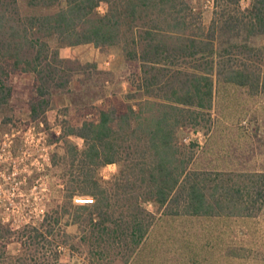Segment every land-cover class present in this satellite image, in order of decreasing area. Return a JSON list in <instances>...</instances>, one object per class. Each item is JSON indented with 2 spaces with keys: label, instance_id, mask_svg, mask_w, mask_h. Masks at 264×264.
Returning a JSON list of instances; mask_svg holds the SVG:
<instances>
[{
  "label": "trees",
  "instance_id": "16d2710c",
  "mask_svg": "<svg viewBox=\"0 0 264 264\" xmlns=\"http://www.w3.org/2000/svg\"><path fill=\"white\" fill-rule=\"evenodd\" d=\"M243 1L213 0L206 24L197 0H0V112L18 75L34 78L33 118L78 75L109 81L96 64L62 58V48L117 49L131 67L128 95L94 96L100 104L64 122L52 157L62 198L36 224L0 223V264H67L65 250L86 264H130L160 214L263 211L264 172L199 170L198 145L182 137L211 131L216 84L264 94V0ZM108 165L117 171L105 180Z\"/></svg>",
  "mask_w": 264,
  "mask_h": 264
},
{
  "label": "rangeland",
  "instance_id": "374dc122",
  "mask_svg": "<svg viewBox=\"0 0 264 264\" xmlns=\"http://www.w3.org/2000/svg\"><path fill=\"white\" fill-rule=\"evenodd\" d=\"M213 4V0L196 2L206 24L212 19ZM243 6H248V0L243 1ZM104 11V7L99 9L100 13ZM60 55L82 64H96L98 71L110 73L109 81L103 83L95 75L91 80L78 75L69 89L54 90L45 113L33 118L30 104L36 97L34 78L30 75L15 77L14 95L0 112V136L6 132H20L12 149V157L17 159L6 168L7 205L0 208V223L11 224L13 228L40 222L45 210L62 198L64 186L54 177L52 157L61 143L64 122L81 118L82 111L88 113L84 108L100 104L102 100L91 101L94 96L117 94L125 97L130 93L131 67L120 50L103 54L88 44L62 48ZM212 114L214 123L209 133L187 131L182 136L184 142L185 138L191 139L185 143L198 145L195 167L217 172H264V94L253 96L246 89L218 83ZM30 127L35 131L30 137H24ZM73 140L83 147L82 139ZM13 171L18 174L13 175ZM116 171V165H108L101 170V175L108 180ZM147 207L153 209L151 204ZM76 230L75 226L68 228L70 233ZM16 250L15 244L8 247L11 253ZM63 261L86 264L84 259L72 258L68 250L64 251ZM130 264H264V209L254 218L160 214Z\"/></svg>",
  "mask_w": 264,
  "mask_h": 264
},
{
  "label": "built area",
  "instance_id": "2783aa9c",
  "mask_svg": "<svg viewBox=\"0 0 264 264\" xmlns=\"http://www.w3.org/2000/svg\"><path fill=\"white\" fill-rule=\"evenodd\" d=\"M35 131L34 127H30L24 134V137H27V135L30 137V133ZM20 134V132L16 133H4L2 136H0V208L7 205L6 203V196H5V190L4 187L7 185V179L8 175L6 173L7 166L10 165V162L13 160H16L17 158L12 157V149H14V146L16 145V135ZM23 137V138H24ZM189 138H185V142H190ZM21 142H24V139H21ZM47 148L43 147V150L46 151ZM23 153V152H22ZM14 169V168H13ZM9 171V170H8ZM13 175L18 174L15 171L12 173ZM11 176V174H9ZM94 200L91 198H75V203L77 204H86L91 205L93 204ZM44 212V211H43ZM4 224V223H3Z\"/></svg>",
  "mask_w": 264,
  "mask_h": 264
}]
</instances>
